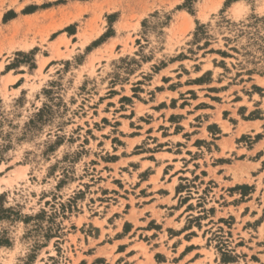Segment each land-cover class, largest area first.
<instances>
[{
  "label": "rangeland",
  "instance_id": "374dc122",
  "mask_svg": "<svg viewBox=\"0 0 264 264\" xmlns=\"http://www.w3.org/2000/svg\"><path fill=\"white\" fill-rule=\"evenodd\" d=\"M263 140L264 0H0V264H264Z\"/></svg>",
  "mask_w": 264,
  "mask_h": 264
},
{
  "label": "crops",
  "instance_id": "0c3cea01",
  "mask_svg": "<svg viewBox=\"0 0 264 264\" xmlns=\"http://www.w3.org/2000/svg\"><path fill=\"white\" fill-rule=\"evenodd\" d=\"M194 116L195 115L193 114L192 119L189 118L186 120V121H188V124H190V121L194 119ZM201 136L202 135L197 133L195 136H193V140L198 138V137H201ZM173 137H177V135L173 134L172 138ZM263 144H264V142H263ZM260 148L261 147H258L257 150H260ZM165 154H170V155L165 156ZM170 156L171 157L173 156V158H175L176 156H179V155H177L176 153H172L169 150H162V151L156 153V157L159 159H163V160H169L171 158ZM141 162H142V164L147 163L146 166L144 167V169L150 170V166H152V163H153L151 160L145 159V160H141ZM174 163H176V161ZM186 170H187V168H186ZM186 174H187V172L183 173V175H186ZM262 174H264V173L262 172ZM163 175H164V169H163V167H160V166H155L154 169L150 172V174H149V176L145 182L150 184L149 190H150V192H154V194L150 195L151 199L147 204H144L143 210L146 213H149L152 216V218H155V219H158L157 217L160 215L161 218L163 219V221H161V223L163 225H166L167 224V221H166L167 215H168V217H176L177 216V214H175L176 210L173 209V205L175 204V202L178 200L179 197L177 195V186L176 187L173 186L172 188L166 187L165 182H163V179H162ZM172 178H174V177H171V179ZM179 179H180V177H178V181H179ZM155 192H159L157 194L159 196V198H157L155 196L156 195ZM168 199H170V201H167ZM152 206H154V208L156 210H158V214H159L158 216L152 215ZM159 210H161L162 213H159ZM190 217H194V215L189 214L188 216H186V220H188ZM168 227H173V226L168 225ZM197 237H198L197 235H193L192 239H190V241H188L190 244H196V248H194L192 250V252H189V254H191V255L193 254V251L198 252V250H199V248H197L199 243H195V241H194V238H197ZM185 247H186V245H184L182 247V249Z\"/></svg>",
  "mask_w": 264,
  "mask_h": 264
}]
</instances>
